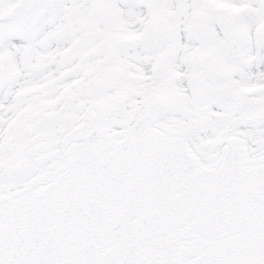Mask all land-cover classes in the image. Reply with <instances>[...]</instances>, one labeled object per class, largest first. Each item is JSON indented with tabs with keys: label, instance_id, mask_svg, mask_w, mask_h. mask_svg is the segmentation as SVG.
Segmentation results:
<instances>
[{
	"label": "snow or ice",
	"instance_id": "obj_1",
	"mask_svg": "<svg viewBox=\"0 0 264 264\" xmlns=\"http://www.w3.org/2000/svg\"><path fill=\"white\" fill-rule=\"evenodd\" d=\"M0 264H264V0H0Z\"/></svg>",
	"mask_w": 264,
	"mask_h": 264
}]
</instances>
